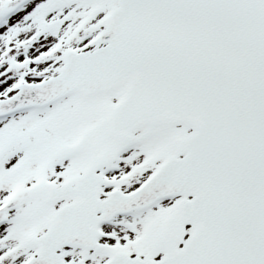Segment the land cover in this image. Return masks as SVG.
Wrapping results in <instances>:
<instances>
[{
  "label": "snow or ice",
  "instance_id": "snow-or-ice-1",
  "mask_svg": "<svg viewBox=\"0 0 264 264\" xmlns=\"http://www.w3.org/2000/svg\"><path fill=\"white\" fill-rule=\"evenodd\" d=\"M0 264H264V0H0Z\"/></svg>",
  "mask_w": 264,
  "mask_h": 264
}]
</instances>
